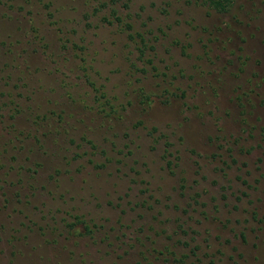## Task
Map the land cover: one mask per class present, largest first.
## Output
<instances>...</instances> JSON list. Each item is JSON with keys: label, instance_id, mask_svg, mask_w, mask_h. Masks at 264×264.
Masks as SVG:
<instances>
[{"label": "rangeland", "instance_id": "374dc122", "mask_svg": "<svg viewBox=\"0 0 264 264\" xmlns=\"http://www.w3.org/2000/svg\"><path fill=\"white\" fill-rule=\"evenodd\" d=\"M0 264H264V0H0Z\"/></svg>", "mask_w": 264, "mask_h": 264}, {"label": "trees", "instance_id": "16d2710c", "mask_svg": "<svg viewBox=\"0 0 264 264\" xmlns=\"http://www.w3.org/2000/svg\"><path fill=\"white\" fill-rule=\"evenodd\" d=\"M211 5H213L214 7L216 8H225L228 3H229V0H208Z\"/></svg>", "mask_w": 264, "mask_h": 264}]
</instances>
